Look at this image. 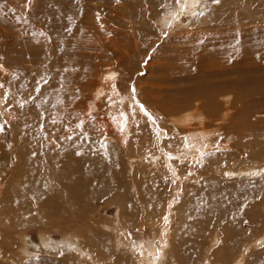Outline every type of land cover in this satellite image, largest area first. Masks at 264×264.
Listing matches in <instances>:
<instances>
[{
  "label": "rangeland",
  "instance_id": "rangeland-1",
  "mask_svg": "<svg viewBox=\"0 0 264 264\" xmlns=\"http://www.w3.org/2000/svg\"><path fill=\"white\" fill-rule=\"evenodd\" d=\"M188 2L0 0V157L9 150L0 161V210L11 190L34 217L14 227L0 222V264H151L152 255L157 264H249L264 251V0ZM203 126L215 141L195 162L186 143L193 134L200 141L194 128ZM32 128L52 156L72 139L94 142L88 157L102 168L95 176L103 174L106 196L90 197L83 178L82 202L54 209L65 216L39 212L34 195L18 187L16 167L18 144ZM79 153L67 157L71 169ZM68 166L65 176H78ZM230 169L241 173L225 175Z\"/></svg>",
  "mask_w": 264,
  "mask_h": 264
},
{
  "label": "bare ground",
  "instance_id": "bare-ground-1",
  "mask_svg": "<svg viewBox=\"0 0 264 264\" xmlns=\"http://www.w3.org/2000/svg\"><path fill=\"white\" fill-rule=\"evenodd\" d=\"M61 1V0H60ZM189 0H182V2H183V7L185 6V5H187V3H189L188 2ZM56 2H58V0H56ZM51 3V2H50ZM68 4H70V2L68 3ZM67 4V5H68ZM73 4V3H72ZM72 4H71V6H72ZM53 5V4H52ZM52 5H51V7H52ZM58 5H59V3H58ZM61 5H63V4H61ZM94 5V4H93ZM54 6L55 5H53V7L52 8H54ZM74 6V5H73ZM72 6V8L74 9V8H76L75 6L73 7ZM64 7V6H63ZM69 7H70V5H69ZM102 7V6H101ZM52 8H51V10H52ZM66 8H67V6H66ZM98 8V7H97ZM47 9V8H46ZM56 9H57V7H55L54 8V11H53V14L52 15H56V14H54L55 12H56ZM61 9H63L62 7H61ZM69 8H67V10H68ZM71 9V8H70ZM69 9V10H70ZM93 9H95L96 10V8H94L93 7ZM99 9V8H98ZM100 10V9H99ZM47 11H49V10H47ZM71 11V10H70ZM68 12V13H70L69 14V17H72L74 14L73 13H71V12ZM60 12H61V10H60ZM64 12H66V11H64V9H63V11H62V15L64 14ZM73 12V11H72ZM76 12V9H75V11H74V13ZM48 13V12H47ZM59 14V13H58ZM79 13H77L76 12V15H78ZM96 15V14H95ZM97 16V15H96ZM48 17H50V15L48 16ZM55 17V16H54ZM66 17V14H64V18ZM69 17H67V18H69ZM90 17V16H89ZM51 18V17H50ZM49 18V19H50ZM75 18H76V16H75ZM74 18V16H73V19H75ZM79 18V17H78ZM92 18V17H91ZM93 18H94V16H93ZM48 19V18H47ZM54 19V18H53ZM64 21V20H63ZM65 21H67V20H65ZM64 21V22H65ZM77 21H78V19H77ZM40 25H42V23L40 24ZM87 26H89V25H87ZM91 27V26H90ZM85 32V31H84ZM74 35V34H73ZM75 35H77V33L75 34ZM79 35H83V34H81V33H79ZM77 37H79L78 35H77ZM81 37H83V38H85V35L84 36H81ZM82 38V39H83ZM250 39V38H249ZM89 41V40H88ZM75 42V41H74ZM78 42V44H76ZM75 44L77 45V46H79L80 45V43H79V41H77ZM72 43H73V41H72ZM94 43V42H93ZM84 44V43H83ZM85 44H86V42H85ZM90 44H91V42H90ZM89 44V45H90ZM87 45V44H86ZM92 45V44H91ZM247 45H249V44H247ZM247 45L245 46L246 48H247ZM74 45H71V47H73ZM84 46V45H83ZM94 45H92V47H93ZM261 46H264V45H261ZM89 47V46H88ZM245 47H244V49H245ZM260 47V46H259ZM74 48V47H73ZM83 48V47H82ZM85 48V47H84ZM90 48V47H89ZM251 47H249V49H250ZM76 49H77V47H76ZM75 49V50H76ZM81 49V48H80ZM88 49V48H87ZM86 49V50H87ZM92 49V48H91ZM105 50V49H104ZM262 50V49H261ZM37 51V50H36ZM88 51V50H87ZM246 52H247V50H245ZM38 52V51H37ZM70 52H72V51H70ZM77 52V51H76ZM80 52V51H79ZM245 52V53H246ZM35 53V52H34ZM40 53V51L38 52V54ZM44 53V52H43ZM72 53H74V52H72ZM82 53H83V51H82ZM82 53H80V54H82ZM85 53V52H84ZM83 53V54H84ZM249 53V52H248ZM31 55H32V57H34V58H36V59H38V57H35L34 56V54H32V53H30ZM83 54L82 55H80V56H83ZM251 54H252V52H251ZM21 54H19L18 56H20ZM30 55V56H31ZM40 55V54H39ZM74 55V54H73ZM77 55V54H76ZM76 55H74V56H72V55H70L69 57L71 58V56H72V58L71 59H75V57H78V56H76ZM84 55H86V54H84ZM242 55V54H241ZM263 55V54H262ZM36 56H38V55H36ZM87 56V55H86ZM26 57H28L27 55H26ZM26 57H25V59H26ZM31 57V58H32ZM60 57V56H59ZM58 57V58H59ZM74 57V58H73ZM236 57H237V55H236ZM255 57V56H254ZM263 57V56H262ZM21 58H23V56H21ZM243 58H245L246 59V57H243ZM251 58V57H250ZM29 59V58H28ZM27 59V60H28ZM78 59V58H77ZM77 59H76V61H77ZM248 59H249V57H248ZM263 59V58H262ZM29 60H31V59H29ZM34 61H36L35 59H33ZM59 60H61V59H59ZM87 60V59H86ZM250 60V59H249ZM254 60V59H253ZM26 61V60H25ZM75 61V60H74ZM78 61H79V59H78ZM77 61V62H78ZM218 61V60H217ZM216 61V62H217ZM232 61V60H231ZM69 62H71V61H69ZM79 62H81V59H80V61ZM82 62H83V60H82ZM87 62V61H86ZM228 62V61H227ZM247 62V61H246ZM249 63H250V61H248ZM73 63V62H72ZM72 63H70V64H72ZM83 63H85V62H83ZM219 63H220V59H219ZM241 63V62H240ZM253 63V62H252ZM62 64V63H61ZM65 64V63H64ZM67 64H68V62H67ZM75 64V63H74ZM243 64V63H242ZM241 64V65H242ZM251 64V63H250ZM254 64V63H253ZM69 65V64H68ZM76 65V64H75ZM74 65V68L73 69H76V67L77 66H75ZM79 65V64H78ZM81 65H82V63H81ZM230 65H231V63H230ZM241 65H239V66H241ZM40 67H41V65H39ZM64 66V65H63ZM66 66V65H65ZM235 66H236V64H235ZM244 66H246V65H244ZM248 66V65H247ZM250 66V65H249ZM52 67V66H51ZM71 67H72V65H71ZM31 68V67H30ZM33 68V67H32ZM36 68V67H35ZM54 68V67H53ZM80 68H81V66H80ZM235 68V67H234ZM236 69H238L237 67H236ZM242 69H243V66H242ZM241 69V70H242ZM246 69V68H245ZM52 70V69H51ZM69 70V69H68ZM78 70V69H77ZM80 70V69H79ZM34 71V70H33ZM48 71V70H47ZM55 71V70H54ZM229 71V70H228ZM211 72H212V70H211ZM213 72H215V71H213ZM242 72H243V70H242ZM245 72V71H244ZM38 73V72H37ZM45 73V72H44ZM48 72H46V75H48L47 74ZM54 73V72H53ZM187 73H189L188 71H187ZM207 73V72H206ZM221 73V72H220ZM227 73V72H226ZM234 73V72H233ZM239 73H240V70H239ZM246 73V72H245ZM244 73V74H245ZM253 73V72H252ZM251 73V74H252ZM34 75H35V73H33ZM56 74V73H55ZM54 74V75H55ZM59 74V73H58ZM58 74L57 75H55V76H58ZM40 75V74H39ZM38 75V76H39ZM43 75V74H42ZM50 75V74H49ZM111 73L110 72H108V74H107V76L109 77L108 79H113V77H111ZM189 75L190 74H188V77H189ZM209 76H210V74H208ZM213 75H217V74H213ZM212 75V76H213ZM222 75V74H221ZM220 75V76H221ZM228 75V77H229V75L230 74H227ZM227 75L225 76V79H226V77H227ZM239 75V74H238ZM28 76V75H27ZM36 76H37V74H36ZM38 76L36 77V79H38ZM206 76H207V74H206ZM29 77V76H28ZM27 77V78H28ZM42 77H44V76H42ZM51 77V76H50ZM165 77V76H164ZM168 77V76H167ZM191 77H192V75H191ZM242 77V76H241ZM27 78H26V80H27ZM34 78V77H33ZM32 78V79H33ZM51 78H55V77H51ZM56 78H58V77H56ZM60 78V77H59ZM58 78V79H59ZM166 78V77H165ZM182 78V77H181ZM219 78H221V77H219ZM218 78V79H219ZM40 80H43V79H41V78H39ZM39 79H38V81H39ZM53 79H52V82H56L55 81V79H54V81H53ZM175 79V78H174ZM183 79V78H182ZM186 79H187V77H186ZM205 79H207V78H205ZM210 79H211V77H210ZM235 79V78H234ZM233 79V80H234ZM49 80V79H48ZM178 80H180V77H179V79ZM229 80H231V79H229ZM33 81H35V79L34 80H32V82ZM37 81V82H38ZM59 81V80H58ZM60 81H61V79H60ZM192 81H193V79H192ZM202 82H203V80H201ZM207 81H208V79H207ZM35 83V84H38V83ZM42 82H44V81H42ZM45 82H46V80H45ZM47 82H49V81H47ZM47 82H46V84H47ZM67 82V81H66ZM202 82H200L201 84H203ZM30 83V82H29ZM200 83H198L199 85H200ZM219 83V82H218ZM30 84H32V83H30ZM46 84H43V85H45L44 87L46 88V90H50V89H48V87H46ZM50 83H48L47 85H49ZM21 85V84H20ZM23 85H24V83H23ZM28 87H29V84H28V81H27V84H26ZM33 85V84H32ZM51 85V87H55V86H52V84H50ZM56 85V84H55ZM194 85V84H193ZM197 85V84H196ZM227 85V84H226ZM231 85V84H230ZM38 86H40V85H38ZM42 86V85H41ZM68 86V85H67ZM66 86V87H67ZM208 86V85H207ZM211 87H212V85H210ZM17 87H18V85H17ZM26 87V86H25ZM35 87V86H34ZM43 87V86H42ZM41 87V88H42ZM57 87V86H56ZM201 87V86H200ZM229 87V86H228ZM246 87V86H245ZM21 89H22V87H20ZM29 88H31V87H29ZM36 88V87H35ZM235 88V87H234ZM15 89V88H14ZM17 89V88H16ZM24 89V88H23ZM198 90L200 89L199 88V86H198V88H197ZM256 89V88H255ZM258 89H260V88H258ZM19 90V89H18ZM18 90H16V91H18ZM38 90V89H37ZM67 90V89H66ZM206 90V89H205ZM207 90H209V88L207 89ZM220 90V89H219ZM15 91V90H14ZM22 91V90H21ZM100 91V90H99ZM242 91V90H241ZM18 92H20V91H18ZM46 92V91H45ZM214 92V91H213ZM262 92H264V90L262 91ZM61 93V92H60ZM63 94V93H62ZM198 94V93H197ZM258 94V93H257ZM58 95V94H57ZM60 96H64V95H60ZM202 96H203V94H202ZM224 96V95H223ZM231 96V95H230ZM233 96V95H232ZM44 97H46L45 95H44ZM35 98V97H34ZM41 98V97H40ZM57 98V97H56ZM206 98V97H205ZM226 98V97H225ZM32 99V98H31ZM31 99H29V101L31 100ZM36 99V101H37V98H35ZM35 99H34V101H35ZM39 99V98H38ZM60 99H61V97H60ZM202 99V98H201ZM203 100V99H202ZM224 100V99H223ZM230 100V99H229ZM22 101V100H21ZM21 101H20V103H21ZM26 101V100H25ZM35 101V102H36ZM48 101V100H47ZM51 101V100H50ZM195 101H196V99H195ZM16 102V101H15ZM24 102V101H23ZM46 102V101H45ZM199 102V101H198ZM198 102H196V103H198ZM201 102V101H200ZM219 102V101H218ZM14 103V102H13ZM29 103V102H28ZM54 103H56V102H54ZM229 103V102H228ZM35 104V103H34ZM37 104V103H36ZM216 103H214V105H215ZM230 104V103H229ZM18 105V104H17ZM17 105H13V106H17ZM24 105V104H23ZM23 105L21 104V106L23 107ZM31 104H28V106H30ZM39 105V104H38ZM37 105V106H38ZM53 105V104H52ZM213 105V106H214ZM19 106V105H18ZM17 106V107H18ZM200 106H201V104H200ZM217 106V105H216ZM27 107V106H26ZM28 108V107H27ZM31 108V107H30ZM57 108V107H56ZM197 108V107H196ZM21 109V107L19 108V110ZM54 109V108H53ZM202 109H203V107H202ZM23 110V109H22ZM22 110H20V111H22ZM26 110V109H25ZM29 110V109H28ZM57 110V109H56ZM198 111H200V110H198ZM24 112V111H23ZM195 112V111H194ZM26 113V112H25ZM30 113V112H29ZM61 113V112H60ZM188 113V112H187ZM196 113V112H195ZM241 113V112H240ZM70 114V113H69ZM203 114V113H202ZM47 115V114H46ZM56 115V114H55ZM57 115H60V114H57ZM192 115V114H191ZM198 115V114H197ZM210 115V114H209ZM242 115V114H241ZM25 116L27 117V115L25 114ZM41 116V115H40ZM61 116V115H60ZM65 116V115H64ZM180 115H171V121H174L175 122V124L176 125H179V126H181L182 124H183V120H184V118H181V119H178L177 117H179ZM205 116V115H204ZM19 117V116H18ZM45 117V116H44ZM66 117V116H65ZM64 117V118H65ZM170 117V116H169ZM224 117H225V115H224ZM38 118V117H37ZM49 118H51V117H49ZM61 118V117H60ZM63 118V117H62ZM203 118L204 117H199V118H196V116H195V120L196 119H198L197 121H198V123L199 122H201L202 120H203ZM205 118H206V116H205ZM219 118V117H218ZM243 118V117H242ZM19 119V118H18ZM29 119V118H28ZM41 119V118H40ZM222 119H223V117H222ZM45 120V119H44ZM50 120V119H49ZM48 120V121H49ZM61 120V119H60ZM60 120H58V121H60ZM63 120V119H62ZM70 120H72V119H70ZM211 120V119H210ZM46 121V120H45ZM47 121V122H48ZM68 121V120H67ZM223 121V120H222ZM17 122H18V120H17ZM28 122H30V120L28 121ZM32 122H34V121H32ZM36 122V121H35ZM60 122H62V121H60ZM69 122H71V121H69ZM221 122V121H220ZM63 123H68V122H63ZM242 123V122H241ZM24 124H25V122H24ZM29 124V123H28ZM36 124H37V122H36ZM44 124H45V122H44ZM57 124V123H56ZM61 124V123H60ZM59 124V125H60ZM71 124V123H70ZM69 124V125H70ZM58 125V124H57ZM65 125V124H64ZM64 125H63V127H64ZM72 125V124H71ZM99 125V124H98ZM40 126H43V125H40ZM47 126V125H46ZM45 126V127H46ZM49 126V125H48ZM51 126V125H50ZM67 126V125H66ZM255 126V125H254ZM257 126V125H256ZM58 127V126H57ZM56 126H55V129L57 128ZM75 127V126H74ZM47 128V127H46ZM50 128V127H49ZM67 128V127H66ZM69 128V127H68ZM38 129V128H37ZM42 129V128H41ZM71 129V128H70ZM98 129L99 130H102L104 133H107L108 134V130L109 129H107V128H105V127H102L101 125H99V127H98ZM190 129V126L188 127V129L187 130H189ZM43 130V129H42ZM62 130V129H61ZM187 130H186V132H187ZM191 130H193V129H191ZM191 130H189V132L191 131ZM194 130H197L196 131V133H195V136L197 135V136H201V137H199L200 138V141H196V140H194V138H193V136H194V132L192 133L193 134V136H192V138L189 140V142L188 143H186L187 144V146H188V148H190L193 152L192 153H187V157H193V160L196 162V161H198L197 160V157H199V158H201L202 159V156H203V153H205L206 151V145L208 144V146H210V147H213V145H214V141L215 140H209L208 139V137H209V135H208V133L210 132V130H207V128H206V126L204 127H202L200 130H198V128H194ZM68 131V130H67ZM72 131V130H71ZM76 131V130H75ZM32 132H33V134H32ZM41 132H43L44 133V135H45V133H46V131L44 132V131H41ZM41 132H39V133H41ZM48 132V131H47ZM68 132H70V131H68ZM68 132L66 133H63V137L67 134V136H68ZM78 132V131H77ZM189 132H187V133H189ZM35 133H37L36 132V130L34 131V129L32 128V130H30V131H28V132H26L25 134V138H23L22 139V141H20V143L18 144L19 145V147H18V153H19V155H18V165L16 166V167H18V171H19V176L21 177V180L19 179V178H17V180L19 179V186L18 187H21L25 192H30L31 194H32V196L34 195V197H31V199H32V202H36V206L35 207H39V209H38V211L39 212H41V213H44V216L45 217H54L55 215H61V216H65V213H67L66 211H55L54 209H55V207H59V208H64V207H67L66 205H70L71 203H80V202H82V198H81V196H80V200L77 198L78 197V191H80L79 190V186L78 185H84V184H82V179L84 178L85 180H83V181H86V184H87V186H89L90 187V190L88 189V191H90L91 193H89L90 194V197H91V194L93 193V192H95V195L97 196V195H105L106 196V194L109 192V188L107 187V186H103L98 180H100L101 178H103L104 176H103V174L101 175L100 174V172H103V171H101V169H99V167H96V165H95V163H96V161H94V159H95V157H91L92 155L90 154V149L91 148H93L92 147V145H93V143L94 142H92V141H90V142H86V139H81L80 140V138L78 139V138H76L77 139V141H75V143H73L74 141H73V139L72 140H70V141H67V142H64V143H61L62 145H60V144H58V146L60 145L62 148L61 149H59V150H55V155L54 156H52L53 155V152H54V150H51V149H49V148H47V146H45L43 143H42V140H40L39 138H37V135L35 136ZM42 133V134H43ZM52 133V132H51ZM51 133H49V134H51ZM53 133H56V132H53ZM52 133V134H53ZM62 133V132H61ZM71 133V132H70ZM191 133V132H190ZM80 134V133H79ZM40 135V134H39ZM189 135V134H188ZM264 135V134H263ZM47 136V135H46ZM186 136V135H185ZM259 136V135H258ZM38 137H40V136H38ZM58 137V136H57ZM69 137V136H68ZM183 137V136H182ZM181 137V138H182ZM13 138V137H12ZM11 138V139H12ZM59 138H60V136H59ZM197 138V137H196ZM47 140H48V138H46ZM62 138H60V139H58L59 141L61 140ZM63 139H65V138H63ZM67 139V138H66ZM66 139H65V141H66ZM69 139V138H68ZM76 139H74V140H76ZM205 139H207V140H205ZM13 140H14V138H13ZM58 140H56V142L58 143ZM260 141V140H259ZM50 142V141H49ZM72 142V143H71ZM185 142H186V140H185ZM197 142V143H196ZM3 143V142H2ZM5 144V143H4ZM7 145V144H6ZM11 145V144H10ZM64 145V146H63ZM95 145V144H94ZM97 145V144H96ZM189 145H191L190 147H189ZM59 146V147H60ZM105 146V145H104ZM186 146V145H185ZM8 147V146H7ZM49 147V146H48ZM51 147V146H50ZM64 147V148H63ZM209 147V148H210ZM3 148H5V146L3 147ZM97 148V147H96ZM1 149V148H0ZM95 149V148H94ZM2 150V149H1ZM76 151V153H77V151L79 152V150L81 151V153H79L78 154V157H77V155H76V157H75V155L73 156L74 158L72 159L71 158V156L72 155H70V158L72 159V160H70L69 162H71L73 165H75L74 166V168L73 169H71L72 167V165L70 166H68L67 164V157H69V154L72 152V151ZM92 150V149H91ZM97 150V149H96ZM95 150V151H96ZM7 150L5 149V151H4V154L0 157V161H1V163H3V165L5 164V163H7V162H5L7 159H6V155H5V152H6ZM9 151V150H8ZM8 151H7V153H8ZM1 153V152H0ZM74 153V152H73ZM72 153V154H73ZM85 153H87V158H85V160H87V159H89V161L88 162H81V161H79V160H84V156H86V155H84ZM16 154V153H15ZM75 154V153H74ZM89 154L91 155L90 157H88L89 156ZM95 154V153H94ZM204 155H206V154H204ZM198 158V159H199ZM91 159V160H90ZM93 159V160H92ZM201 161V160H200ZM100 162V161H99ZM190 162V161H189ZM193 163V162H192ZM11 166V165H10ZM66 166H68V167H70V169H71V173L73 174L74 173V171H75V173H77L78 174V176L75 174L74 176L75 177H73V178H70V177H68L69 176V174H67V176H65V172H68V171H66ZM5 167V166H4ZM14 169V168H13ZM260 169H261V167H260ZM98 170L100 171L99 172V176L98 177H96L95 175L96 174H98ZM1 171H2V169H1ZM227 171H229V172H227ZM262 171V170H261ZM14 173H15V171H13ZM225 172V175H227V176H230V175H237V173L239 172V170H233V169H230V170H225L224 171ZM223 172V173H224ZM257 172H259V170L257 171ZM70 173V174H71ZM239 173H241V172H239ZM2 174V173H1ZM12 174V173H11ZM16 174V173H15ZM2 175H4V174H2ZM93 175V176H92ZM73 176V175H72ZM7 177H8V175H7ZM67 178V179H66ZM27 180H31L32 181V183H30V182H28ZM97 181L99 182L98 184H97ZM8 184V183H7ZM11 186H12V184H10L9 185V188L8 189H12L11 188ZM8 187V186H7ZM6 187V188H7ZM84 187H86V186H84ZM17 188V187H16ZM87 188V187H86ZM17 190V189H16ZM22 190V191H23ZM86 191V190H85ZM7 192V191H6ZM5 192V193H6ZM10 192H12L11 190H9V193H8V195H7V198L4 200V202L1 204L2 206H1V210H0V222L2 221L3 223H4V225H5V228H6V226L7 227H14V226H19V225H21V224H23V223H26V222H32L33 220H34V217L32 216V215H29L30 214V212H28V211H26L25 209H23V207H22V205L19 203V204H17V203H15V202H13L12 201V195H14V194H12V193H10ZM191 192V191H190ZM98 193V194H97ZM129 193V192H128ZM16 195H18L19 194V192H18V194L17 193H15ZM29 194V193H28ZM68 194H70V195H68ZM87 194V193H86ZM88 194V195H89ZM214 194V193H213ZM36 195V196H35ZM87 195V196H88ZM6 196V195H5ZM20 196V195H19ZM26 197V196H25ZM214 197V196H213ZM2 198V197H1ZM20 198H23V197H20ZM19 198V199H20ZM99 198V197H98ZM97 198V199H98ZM92 199H94L93 197H92ZM96 199V198H95ZM213 199H215V198H213ZM87 200V199H86ZM91 202H92V200H91V198L89 199ZM3 201V200H2ZM89 201V202H90ZM217 201H220V200H217ZM218 203V202H217ZM28 205V204H27ZM218 205H219V203H218ZM235 207V206H234ZM70 208V207H69ZM216 208V207H215ZM218 208H219V206H218ZM237 208V207H236ZM57 209V208H56ZM219 210V209H218ZM231 210V209H230ZM55 211V212H54ZM186 210L184 209V212H185ZM233 211V210H232ZM233 212H235V211H233ZM23 215L26 219H24L23 221H20L19 220V216L20 215ZM212 215H213V213H212ZM232 215V214H231ZM207 216H209V215H207ZM69 217V216H68ZM214 217V216H213ZM207 218V217H206ZM214 219V218H213ZM67 220V219H66ZM230 221V220H229ZM228 223V222H227ZM233 223V222H232ZM122 224V223H121ZM259 225V224H258ZM238 226V225H237ZM235 228V227H234ZM233 228V229H234ZM16 229V228H15ZM9 231V230H8ZM238 231V230H237ZM240 232V231H239ZM263 233V232H262ZM175 234H176V231H175ZM177 235V234H176ZM187 234H185L184 236H186ZM219 235V234H218ZM232 235V234H231ZM254 235V234H253ZM253 235H250L251 237H253ZM264 235V234H263ZM184 236H180L179 237V239H180V241L181 242H184L185 241V239L183 238ZM192 236V235H191ZM190 236V237H191ZM235 236V235H234ZM257 236H258V234H257ZM257 236H254L253 238L254 239H256L257 238ZM176 237V236H175ZM225 237V236H224ZM245 238V237H244ZM194 239V238H193ZM240 239V238H239ZM249 240V239H248ZM258 240V238L256 239V240H254V241H257ZM64 241V240H63ZM211 241H212V239H211ZM67 242V241H66ZM50 243V242H49ZM52 243V242H51ZM144 243V242H143ZM214 243V242H213ZM26 244V243H25ZM52 244H54V243H52ZM68 244V243H67ZM249 244V243H248ZM242 242L240 243V246L242 247ZM246 245V244H245ZM49 246H51V245H49ZM49 246L47 245V247L49 248ZM54 246V245H53ZM152 246V245H151ZM192 246V245H191ZM57 247V246H56ZM149 247V246H148ZM240 247V248H241ZM244 247V246H243ZM45 248H46V246H45ZM47 248V249H48ZM150 248V247H149ZM46 249V250H47ZM54 249V248H53ZM139 249V248H138ZM147 250V249H146ZM197 250V249H196ZM196 250L195 249H193L192 248V250H191V252L192 253H194V252H196ZM252 249L250 248V251H251ZM151 251H153V250H151ZM186 251H188V250H186ZM250 251H248V255L250 254L249 252ZM87 252V251H86ZM197 252H199V250L197 251ZM245 253V255H246V252H244ZM52 254V253H51ZM185 253H183V255H184ZM247 255V256H248ZM264 251H261V252H259V253H257V254H251L250 256V260H249V264H264ZM190 256H192V255H190ZM85 257V256H84ZM189 257V256H188ZM19 259L21 258L22 259V256H21V254L19 255V257H18ZM91 258V257H90ZM94 259V258H93ZM93 259H92V261H93ZM145 259V258H144ZM150 259L152 260V263L151 264H154L155 262H156V264H157V262H158V259H156V258H154L153 257V255H152V258L150 257ZM115 260H116V258H115ZM118 260V259H117ZM141 260H142V258H141ZM190 260V259H189ZM96 260H94V262H95ZM112 261V260H111ZM110 261V262H111ZM127 261V260H126ZM187 261V260H186ZM83 262V261H82ZM103 262V261H102ZM184 262V261H183ZM99 263H101V262H99ZM103 264H105L104 262H103ZM142 264H146L145 262H142Z\"/></svg>",
  "mask_w": 264,
  "mask_h": 264
},
{
  "label": "snow or ice",
  "instance_id": "snow-or-ice-1",
  "mask_svg": "<svg viewBox=\"0 0 264 264\" xmlns=\"http://www.w3.org/2000/svg\"><path fill=\"white\" fill-rule=\"evenodd\" d=\"M31 2V0H29V3ZM117 2H119V0H117ZM177 3L180 2V0H176ZM197 3H199V0H196ZM215 3H219V0H214ZM145 114L148 115V113L145 110ZM0 131H3V128L0 127Z\"/></svg>",
  "mask_w": 264,
  "mask_h": 264
}]
</instances>
